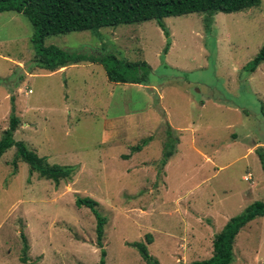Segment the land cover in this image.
<instances>
[{
	"label": "rangeland",
	"instance_id": "1",
	"mask_svg": "<svg viewBox=\"0 0 264 264\" xmlns=\"http://www.w3.org/2000/svg\"><path fill=\"white\" fill-rule=\"evenodd\" d=\"M163 21L168 36L149 20L44 38V47L149 66L145 83H121L99 63L38 67L29 20L0 12V136L13 97L14 139L49 164L75 167L55 185L25 162L14 168L15 147L2 154L0 264H96V220L77 195L106 218L105 264H146L131 245L146 233L158 264L207 259L225 222L264 202L255 152L264 147V62L248 68L264 44V0L217 12L209 26L197 12ZM169 128L179 143L161 166ZM230 264H264V216L239 230Z\"/></svg>",
	"mask_w": 264,
	"mask_h": 264
},
{
	"label": "trees",
	"instance_id": "2",
	"mask_svg": "<svg viewBox=\"0 0 264 264\" xmlns=\"http://www.w3.org/2000/svg\"><path fill=\"white\" fill-rule=\"evenodd\" d=\"M261 0H0V12L14 11L24 15L33 27L31 42L34 47V62L40 68L55 71L61 67L80 62L99 63L103 66L110 82L145 83L149 66L145 61L120 63L113 56H103L86 52H72L56 46L44 47L42 42L49 35L65 34L71 31H97L101 27L120 24H135L154 20L168 36L164 18L189 13H204L206 24L211 23L212 15L217 12H236L258 6ZM169 46L166 42L165 51ZM264 62V44L256 56L248 63L249 71H254ZM12 111L9 124L0 136V157L11 147H15L12 164L16 168L17 160L29 165V171L37 172L39 177L49 179L58 185L61 180L71 179L75 167L49 164L43 156L30 149L25 142L14 139L19 118ZM169 127V125H168ZM170 128L166 133L160 165L164 166L175 151L178 139L170 137ZM144 139L142 144H145ZM142 145H135L133 151L141 150ZM262 168H264V147L255 150ZM77 207H87L93 214L96 225V243L100 248V257L96 264H105L106 252L102 238L106 218L97 210L98 202L89 196H75ZM264 216V202L256 200L249 204L240 214L230 217L221 230L214 234L212 254L209 258L194 261L192 264H230L233 259V243L239 230L257 217ZM23 241L22 263L26 262L28 250L26 238ZM146 243L136 241L131 245L137 249L146 264H158V260L149 254L147 244L152 242L150 233L144 235Z\"/></svg>",
	"mask_w": 264,
	"mask_h": 264
},
{
	"label": "crops",
	"instance_id": "3",
	"mask_svg": "<svg viewBox=\"0 0 264 264\" xmlns=\"http://www.w3.org/2000/svg\"><path fill=\"white\" fill-rule=\"evenodd\" d=\"M178 143H179V140H178ZM178 143H177V144H178Z\"/></svg>",
	"mask_w": 264,
	"mask_h": 264
},
{
	"label": "built area",
	"instance_id": "4",
	"mask_svg": "<svg viewBox=\"0 0 264 264\" xmlns=\"http://www.w3.org/2000/svg\"><path fill=\"white\" fill-rule=\"evenodd\" d=\"M29 92H30V90H29Z\"/></svg>",
	"mask_w": 264,
	"mask_h": 264
}]
</instances>
